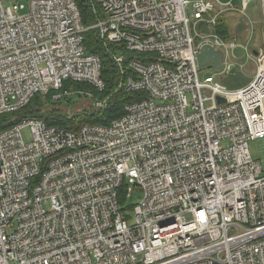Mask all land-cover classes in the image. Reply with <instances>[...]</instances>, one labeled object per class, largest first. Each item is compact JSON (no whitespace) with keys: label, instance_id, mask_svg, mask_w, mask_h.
<instances>
[{"label":"built area","instance_id":"1","mask_svg":"<svg viewBox=\"0 0 264 264\" xmlns=\"http://www.w3.org/2000/svg\"><path fill=\"white\" fill-rule=\"evenodd\" d=\"M89 1L87 27L75 0H0V115L72 93L67 79L102 89L89 28L118 65L117 87L142 93L109 124L14 117L0 130V264H264V165L248 148L264 137V48L244 46L256 69L235 89L201 78L197 62L210 44L233 68L219 19L245 16L251 0ZM123 187L140 195L130 226Z\"/></svg>","mask_w":264,"mask_h":264},{"label":"trees","instance_id":"2","mask_svg":"<svg viewBox=\"0 0 264 264\" xmlns=\"http://www.w3.org/2000/svg\"><path fill=\"white\" fill-rule=\"evenodd\" d=\"M79 9L82 24L90 26L95 22L92 4L89 0H75ZM218 29L224 39L231 36L228 28L224 25L223 18L219 19ZM96 28H89L84 32V46L87 52L98 55L101 61V78L104 82L102 89L96 88L89 82L73 81L67 79L63 82V90L72 91L68 95L62 94L59 99H54L52 95L57 90H50L45 94H35L29 102L21 108L11 112H5L0 115V130L10 125V120L16 118L22 119H41L48 125L64 127L71 131H77L83 124H109L115 117L123 113L127 102L137 99L142 94L133 89L127 90L125 85L118 88L117 84L120 78L119 68L111 54L108 52V46L100 39ZM109 46H112L110 44ZM124 77L130 75L128 68ZM109 96V97H108ZM107 104L104 108H96L94 101L97 98H107ZM82 100H87V105L76 111H71L73 105ZM90 104V105H89ZM119 203L123 210L129 209L131 204L127 202L124 187L118 191ZM126 203V204H125Z\"/></svg>","mask_w":264,"mask_h":264},{"label":"rangeland","instance_id":"3","mask_svg":"<svg viewBox=\"0 0 264 264\" xmlns=\"http://www.w3.org/2000/svg\"><path fill=\"white\" fill-rule=\"evenodd\" d=\"M224 1V0H223ZM235 4H239L240 0H233ZM13 1H5L4 6L12 5ZM222 18L224 25L228 28L232 40L235 38V45L228 49L229 60L234 62V67L228 72H224L223 68L217 69L211 64L200 66V77L204 78L207 75H212L215 80L223 83L227 88L235 89L246 85L253 77L256 69L255 60H250L247 56V51L244 46H249V52L252 48H264L262 35V13L259 4L251 0L250 6L247 9L246 15L234 11H226ZM198 30H205L198 25ZM87 100H82L73 105L70 110L76 111L79 108L87 105ZM90 105V104H89ZM21 135L26 142L31 140L30 129L28 126L21 129ZM249 152L253 159L261 162L264 165V137H259L248 142ZM139 194L127 197V202L136 203L139 199ZM126 204V203H125ZM124 206V205H123ZM127 216L128 225L135 224V214L132 209L124 210Z\"/></svg>","mask_w":264,"mask_h":264},{"label":"water","instance_id":"4","mask_svg":"<svg viewBox=\"0 0 264 264\" xmlns=\"http://www.w3.org/2000/svg\"><path fill=\"white\" fill-rule=\"evenodd\" d=\"M253 53L255 54L256 50H254ZM221 59V50L214 49L210 44H203L197 53V62L199 65L211 64L215 68L220 69L222 66ZM217 100L219 102L224 101L221 97H217Z\"/></svg>","mask_w":264,"mask_h":264},{"label":"crops","instance_id":"5","mask_svg":"<svg viewBox=\"0 0 264 264\" xmlns=\"http://www.w3.org/2000/svg\"><path fill=\"white\" fill-rule=\"evenodd\" d=\"M261 33H263V28H262V32H261ZM231 39H232V38H231V36H230L229 39H226V40H231ZM262 39H263V38H262ZM258 48H260V46H259V47L252 48V49L250 50L251 53H252L253 55H255L256 53L254 54L253 51L256 50V52H257V49H258ZM233 65H234V62H233ZM233 67H234V66H233ZM231 70H232V69H231Z\"/></svg>","mask_w":264,"mask_h":264}]
</instances>
